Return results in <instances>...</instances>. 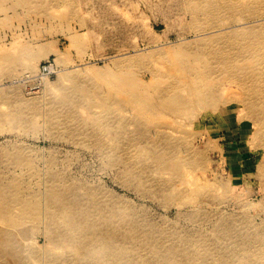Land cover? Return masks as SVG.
<instances>
[{"label":"rangeland","instance_id":"obj_1","mask_svg":"<svg viewBox=\"0 0 264 264\" xmlns=\"http://www.w3.org/2000/svg\"><path fill=\"white\" fill-rule=\"evenodd\" d=\"M189 1L0 0V264H264V96L249 81L206 84L218 103L194 120L158 105L140 123L183 132L149 143L114 120L186 83L160 49H197ZM249 4L260 19L230 30L262 29L264 0ZM144 64L166 75L153 83ZM251 66L263 94L264 59ZM53 192L77 207L56 211Z\"/></svg>","mask_w":264,"mask_h":264},{"label":"bare ground","instance_id":"obj_2","mask_svg":"<svg viewBox=\"0 0 264 264\" xmlns=\"http://www.w3.org/2000/svg\"><path fill=\"white\" fill-rule=\"evenodd\" d=\"M250 1L251 0H190L189 1L188 6L186 7V13L192 17L191 28L193 32L194 31L196 32V36H197L196 37L197 40H195V43H191L190 41L189 43H191L192 45L194 44L197 47V49L192 52L180 50L179 56L181 60L178 61H174V59L172 58L174 53H171L172 51H169L170 49L168 50L170 46L167 45L168 46L167 49L164 47L160 49L162 50L164 57L163 65L167 67L168 74L178 79H184L186 83H184L182 86L177 87L175 90L172 91L170 90L167 91L166 93L164 92L167 95L166 98L167 100L162 102L161 104H159L160 102L154 104H148L146 102L147 109L137 110L136 112H134V114L133 111L129 110L132 112L133 115L132 117L130 116L131 114L130 115L128 114L129 112L126 113L125 115L124 114L122 115L121 113L115 114L114 120L119 123L118 125L123 130V133L126 135L125 137H127V139H130L131 145H135V143H138L139 145L143 142V140L149 143L151 140V137L149 135L150 130H153L154 131L153 133L158 137L163 134L165 136L167 133L174 134L176 132L175 133L176 135L177 132L178 134L183 132V128L181 126H175V127L161 126V125L146 126L145 123H140L139 120H143V118H146L147 120H151L150 114L151 112L154 111V109L158 105L161 106L162 108H169L170 110H172V112H174V114L175 113L176 115L178 114V116L179 113H181L180 115L184 116V117L182 116L183 119L185 117L193 119L192 117H195L192 116L195 115L193 114V111L192 114L191 113L188 114V111L191 112L190 110L191 107L194 108L200 106L201 108L206 106L213 107V105H217L218 102H215L214 96L217 94L215 93V91L218 89V87L216 85L211 87H206V84H210L216 79L222 78L224 80L223 82L224 84L222 86L228 84V82L230 84H233L236 82H240L242 80L246 82L249 81L248 84L249 96L255 101H262V96H264V93L262 94V89H258V86H256V84L259 81H262L260 80L262 79V69L252 67L251 65L262 63V59H264V55L262 54V49H264L263 12H262V29H260L257 26H252V27L247 26V28L244 27L245 30L243 31L230 30L233 28V25L231 24H236V23L242 24L243 23L242 20H244V22L245 20L251 21L256 17L257 18L259 17L260 19L261 11L258 9L259 7L255 8L253 6H250L249 4ZM259 1L262 2L263 0H259ZM251 25H253V23ZM186 47H189V45L187 46L186 44ZM191 57L194 58L193 64L190 62ZM140 64H142V61L140 62ZM143 67L147 69V73H149L151 77L150 79L153 81V83L155 82L154 80L157 76L166 75V73H160L159 71L147 66L146 64H144ZM222 79L220 80L223 81ZM138 82L139 84H143V85L147 84L143 80L142 81L139 80ZM171 87L175 88V85ZM137 92L139 93V90H137ZM192 96L194 97L197 96V97L194 98ZM133 98H134L133 101L134 105H137L141 101H147L145 96L143 98L141 96L134 95ZM107 112H109L108 115L110 116V118H112L111 116L113 110L108 109ZM127 114L131 118L125 117ZM187 115H189L190 117ZM180 118L181 117H179V119ZM131 124H135V126L137 125V127L139 128L137 135H132V133H130L131 131H129L128 128L130 127ZM132 128L134 129V127ZM261 139L264 140V130L262 132ZM144 151L145 150L138 151V154L140 155L146 154V152ZM121 153L129 154V155L131 154L130 152L127 151L125 152L121 151ZM128 166L129 165L127 163V167ZM262 167L264 168V164ZM64 196L65 195L61 193L53 192L51 197L49 196L50 199L45 201V203L48 202V204L51 205L52 208H55L56 211L58 212L62 211L63 213L69 212L71 211L72 208L74 209L75 207H77V203L75 199L69 200V198L66 199V197L64 198ZM189 200L191 201V199ZM21 201L22 203L33 202L34 204L35 203L38 204L39 201L44 203V201L38 199L37 196L28 200L22 198ZM186 202H188V200ZM211 211L213 212V210ZM103 214L101 215L104 216ZM90 223L92 224L93 221H90ZM98 224L99 223H96L94 226L97 227ZM90 226L92 225L88 224V227ZM131 226L132 229L135 230L136 226L132 224ZM77 229L79 232L81 230V227L78 226ZM87 233H88V229L86 230V226H85L84 234ZM102 235H104L103 239H105L104 241H106L105 242L106 244H103V246H101L100 249L102 250V252H104V250L108 252L109 251L113 252L114 251V248L112 247L113 245H111L107 241L108 234L106 235L102 234ZM114 235H115L114 233H111L109 235L110 240L114 237ZM219 264H228V263L225 261H221V263Z\"/></svg>","mask_w":264,"mask_h":264}]
</instances>
